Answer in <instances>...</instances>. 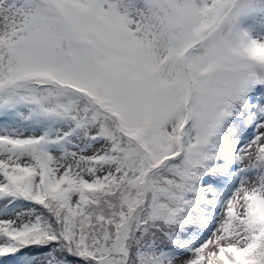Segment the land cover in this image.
Returning <instances> with one entry per match:
<instances>
[{
    "label": "snow or ice",
    "instance_id": "snow-or-ice-1",
    "mask_svg": "<svg viewBox=\"0 0 264 264\" xmlns=\"http://www.w3.org/2000/svg\"><path fill=\"white\" fill-rule=\"evenodd\" d=\"M37 261L264 264V0H0V264Z\"/></svg>",
    "mask_w": 264,
    "mask_h": 264
},
{
    "label": "rangeland",
    "instance_id": "rangeland-1",
    "mask_svg": "<svg viewBox=\"0 0 264 264\" xmlns=\"http://www.w3.org/2000/svg\"><path fill=\"white\" fill-rule=\"evenodd\" d=\"M252 152H253V154L255 153V148L252 149ZM255 183H256V181L253 178L252 181L250 182L249 186H251L252 184H255ZM37 264H39V261H37Z\"/></svg>",
    "mask_w": 264,
    "mask_h": 264
},
{
    "label": "trees",
    "instance_id": "trees-1",
    "mask_svg": "<svg viewBox=\"0 0 264 264\" xmlns=\"http://www.w3.org/2000/svg\"><path fill=\"white\" fill-rule=\"evenodd\" d=\"M71 259V258H70Z\"/></svg>",
    "mask_w": 264,
    "mask_h": 264
}]
</instances>
